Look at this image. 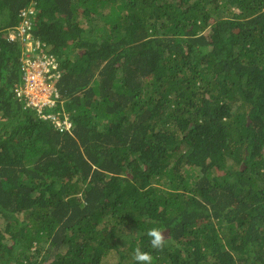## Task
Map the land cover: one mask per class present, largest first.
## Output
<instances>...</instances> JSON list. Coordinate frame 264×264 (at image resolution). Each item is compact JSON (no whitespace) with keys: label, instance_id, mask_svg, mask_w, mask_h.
I'll list each match as a JSON object with an SVG mask.
<instances>
[{"label":"trees","instance_id":"1","mask_svg":"<svg viewBox=\"0 0 264 264\" xmlns=\"http://www.w3.org/2000/svg\"><path fill=\"white\" fill-rule=\"evenodd\" d=\"M26 8L69 132L14 98ZM137 247L264 264V0H0V264H137Z\"/></svg>","mask_w":264,"mask_h":264},{"label":"built area","instance_id":"2","mask_svg":"<svg viewBox=\"0 0 264 264\" xmlns=\"http://www.w3.org/2000/svg\"><path fill=\"white\" fill-rule=\"evenodd\" d=\"M32 13L31 8L20 11V27L8 31V40L18 41L21 46L20 83L13 88L14 98L23 109L34 111L38 119L49 123L59 133L69 132V114L63 109V100L55 86L62 71L46 45L32 38L29 23ZM59 106V110L56 109Z\"/></svg>","mask_w":264,"mask_h":264},{"label":"clouds","instance_id":"3","mask_svg":"<svg viewBox=\"0 0 264 264\" xmlns=\"http://www.w3.org/2000/svg\"><path fill=\"white\" fill-rule=\"evenodd\" d=\"M147 235L151 238L150 244L153 249H163L166 238L159 228L150 229ZM133 259L137 262V264H152L153 256L150 253L144 252L139 247H137L134 251Z\"/></svg>","mask_w":264,"mask_h":264},{"label":"rangeland","instance_id":"4","mask_svg":"<svg viewBox=\"0 0 264 264\" xmlns=\"http://www.w3.org/2000/svg\"><path fill=\"white\" fill-rule=\"evenodd\" d=\"M87 29H88V27L87 26H85ZM117 256H116V254L115 253H110L109 255H108V257L104 260V263L105 264H112V263H114L115 261H117Z\"/></svg>","mask_w":264,"mask_h":264}]
</instances>
